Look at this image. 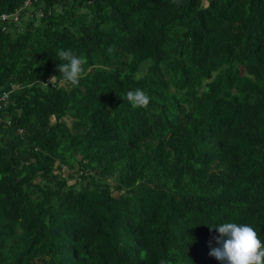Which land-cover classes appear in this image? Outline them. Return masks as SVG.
Segmentation results:
<instances>
[{
  "label": "trees",
  "instance_id": "16d2710c",
  "mask_svg": "<svg viewBox=\"0 0 264 264\" xmlns=\"http://www.w3.org/2000/svg\"><path fill=\"white\" fill-rule=\"evenodd\" d=\"M23 2L0 0V264H221L227 222L264 246V0Z\"/></svg>",
  "mask_w": 264,
  "mask_h": 264
},
{
  "label": "clouds",
  "instance_id": "9594fccd",
  "mask_svg": "<svg viewBox=\"0 0 264 264\" xmlns=\"http://www.w3.org/2000/svg\"><path fill=\"white\" fill-rule=\"evenodd\" d=\"M173 2L177 3V0ZM57 56L62 62L57 65L62 81L78 87L80 80L86 75L84 67L87 63L86 58L77 56L71 49H61ZM56 77L52 76L50 83L54 82ZM123 99H126L133 109H146L151 100L149 95L139 88L128 91ZM214 228L220 234L216 238L219 246L213 248L209 255L215 257L221 264H264V246L255 228L248 224L233 222L222 223ZM161 264L167 262L162 260Z\"/></svg>",
  "mask_w": 264,
  "mask_h": 264
},
{
  "label": "built area",
  "instance_id": "2783aa9c",
  "mask_svg": "<svg viewBox=\"0 0 264 264\" xmlns=\"http://www.w3.org/2000/svg\"><path fill=\"white\" fill-rule=\"evenodd\" d=\"M29 2L30 0H24L22 7L27 6ZM14 15H16V12L12 14H4V13L0 14V24L8 21V19L10 18H14ZM7 101H8V92L0 93V111L6 107ZM2 122H3V118L1 117V113H0V123ZM5 122L8 123L7 120H5Z\"/></svg>",
  "mask_w": 264,
  "mask_h": 264
}]
</instances>
